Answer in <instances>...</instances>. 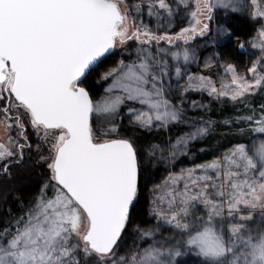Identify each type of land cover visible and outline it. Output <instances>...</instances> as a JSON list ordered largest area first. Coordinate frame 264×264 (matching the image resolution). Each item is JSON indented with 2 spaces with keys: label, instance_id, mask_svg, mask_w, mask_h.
<instances>
[{
  "label": "snow or ice",
  "instance_id": "snow-or-ice-1",
  "mask_svg": "<svg viewBox=\"0 0 264 264\" xmlns=\"http://www.w3.org/2000/svg\"><path fill=\"white\" fill-rule=\"evenodd\" d=\"M239 16L258 53L245 70L218 53L201 61L197 46L231 40ZM258 95L264 0H0V177L33 157L43 168L0 216V264H264ZM229 103L234 139L197 162L214 105Z\"/></svg>",
  "mask_w": 264,
  "mask_h": 264
},
{
  "label": "trees",
  "instance_id": "trees-1",
  "mask_svg": "<svg viewBox=\"0 0 264 264\" xmlns=\"http://www.w3.org/2000/svg\"><path fill=\"white\" fill-rule=\"evenodd\" d=\"M220 23H224L221 19ZM228 23L231 25L233 32L235 33V38L247 39L253 33L252 24L242 18V17H233L228 20ZM182 26V25H181ZM178 26L177 28L181 27ZM215 27V24L213 25ZM89 84H93V80L90 79ZM254 102L259 105L264 102V98L259 95L254 98ZM235 109L232 105H214V111L210 114L211 118L217 122L214 127L211 135L208 137L206 142L197 145V149L203 147L206 149L205 152L197 153V162H204L216 157V152L220 151L223 153L230 141L234 139L230 129L224 125L223 121L226 118L234 115ZM131 134V133H128ZM153 138L146 136L142 143L147 145L149 141ZM35 157H33V160ZM33 160H28L25 162L23 167L14 168L13 175L14 180L9 181L6 178L0 177V216L11 207L13 210L17 209V205L12 199V196L23 194L24 198L27 199L35 191L37 187V182L39 180V173L43 171V168L34 164ZM188 161H184V164H187ZM181 165H178L179 168ZM166 175L165 166L163 164L157 165L156 167L149 170L147 175V187L142 193V198L140 203L137 205L136 212L138 219H144L145 214L148 210V204L146 203V195L151 192L152 183H157ZM11 194L10 197L5 201L4 195Z\"/></svg>",
  "mask_w": 264,
  "mask_h": 264
},
{
  "label": "rangeland",
  "instance_id": "rangeland-1",
  "mask_svg": "<svg viewBox=\"0 0 264 264\" xmlns=\"http://www.w3.org/2000/svg\"><path fill=\"white\" fill-rule=\"evenodd\" d=\"M132 2H135V0H132ZM246 20L247 17L245 16H240ZM249 21V20H248ZM145 23H150L149 18L145 16ZM152 26H155L154 20L151 21ZM182 25V26H181ZM178 26H186V22L184 20V17L181 15L180 17L177 18L176 20V27ZM253 27V25H252ZM254 35V32L247 38V39H241V38H235L232 37L231 40L225 38L222 43L219 46H209V48L205 49L203 46V42H201L197 47H198V52L201 61L206 60L210 57H212L214 54L218 53L221 61L222 62H231L239 67V71L243 72L245 70V67L249 65V62L254 58L253 54H258L255 49L251 48V37ZM239 43H244L245 48L244 49H239L238 44ZM111 63V61H109ZM193 71H205L203 68V64L200 63L199 65H193ZM212 74L214 75L215 78L219 79V74L223 72V69H215L213 68L211 70ZM0 132V137L4 136V130L1 128ZM222 154L220 151L216 152V156ZM164 176L162 177V179ZM161 180H159L160 183ZM151 198V192L146 195V203L149 206V200ZM191 261L195 260V257H189L188 258Z\"/></svg>",
  "mask_w": 264,
  "mask_h": 264
},
{
  "label": "flooded vegetation",
  "instance_id": "flooded-vegetation-1",
  "mask_svg": "<svg viewBox=\"0 0 264 264\" xmlns=\"http://www.w3.org/2000/svg\"><path fill=\"white\" fill-rule=\"evenodd\" d=\"M1 129V128H0ZM0 134L2 135V133L0 132Z\"/></svg>",
  "mask_w": 264,
  "mask_h": 264
}]
</instances>
